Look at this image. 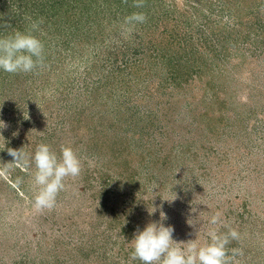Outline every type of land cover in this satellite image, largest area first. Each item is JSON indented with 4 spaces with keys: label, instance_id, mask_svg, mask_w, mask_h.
<instances>
[{
    "label": "rangeland",
    "instance_id": "obj_1",
    "mask_svg": "<svg viewBox=\"0 0 264 264\" xmlns=\"http://www.w3.org/2000/svg\"><path fill=\"white\" fill-rule=\"evenodd\" d=\"M70 2L86 31L49 42L44 68L0 69V264H141L131 241L161 212L180 247L209 242L220 212L234 264H264V0ZM18 4L0 0L1 38L25 21ZM42 143L83 166L37 212L35 165L7 149Z\"/></svg>",
    "mask_w": 264,
    "mask_h": 264
},
{
    "label": "clouds",
    "instance_id": "obj_2",
    "mask_svg": "<svg viewBox=\"0 0 264 264\" xmlns=\"http://www.w3.org/2000/svg\"><path fill=\"white\" fill-rule=\"evenodd\" d=\"M134 6L143 7L144 0H134ZM261 11L264 12V8ZM145 21L146 16L142 12L133 13L124 20L125 30L131 32L136 24ZM39 23L42 21L34 22L27 33L16 31L13 35L0 38V69L8 73H31L44 66V44L32 34L38 30ZM7 151L14 158L11 164L23 163L29 167L32 163L35 165V191L31 203L37 212L53 209L59 193L65 190V180L78 177L82 171V158L71 146H62L59 156L49 145L43 143L37 146L32 157L27 156L23 148H8ZM88 164L89 167L94 166L91 160ZM165 219L166 215L161 212L159 222L148 223L142 231L137 229L131 241V260H139L141 264H234L235 257L243 255L242 249H232V254L229 255L227 245L231 240L238 241L240 233L234 228H229L224 233L219 231V226H226L220 212L209 221L211 227L206 233L209 242L204 245L198 242L197 234V239L189 240L183 243L185 247H180L181 243L173 240V226H165ZM188 223L193 225L191 219Z\"/></svg>",
    "mask_w": 264,
    "mask_h": 264
},
{
    "label": "trees",
    "instance_id": "obj_3",
    "mask_svg": "<svg viewBox=\"0 0 264 264\" xmlns=\"http://www.w3.org/2000/svg\"><path fill=\"white\" fill-rule=\"evenodd\" d=\"M9 1H13V4L19 3L18 9L22 14L18 13L17 11L16 12L21 17H24V20H25V21H22V24H20L19 26L18 24H16L19 27V28L17 27L18 31L21 32V30L23 29L25 30V26L28 27V31H29L34 22L42 21V23H39L38 30L33 31L32 34L40 35L42 31L44 32L45 37L43 36V38L48 43V44H45L44 47L49 46L50 43H53V42L55 43V41L53 40L59 39L58 35H61V36L63 35L66 38L70 37L71 39L70 41H72V39L76 38V34H79L78 33L79 30L86 31L85 29L86 25H83L84 24L83 20L87 18L86 14L88 13V11H86L83 8L79 9V7L76 4L72 7L70 4L71 0H23V1L21 0L20 2H18L17 0H9ZM111 2H114V1H111ZM109 3H108L107 10H110ZM25 13H26V16H24ZM78 13H80L79 15L82 17V20L80 22H77L74 20L75 16ZM95 13L97 14L98 11H95ZM63 16L64 18L62 19V21L65 20V23L67 24V26H62L61 24L59 25L60 23L59 20ZM27 17H29L30 20L27 19ZM57 18L59 19L57 20ZM0 33H1V30H0ZM59 43L65 44L66 42L63 39L61 40L59 39V41H57L56 44H59Z\"/></svg>",
    "mask_w": 264,
    "mask_h": 264
}]
</instances>
